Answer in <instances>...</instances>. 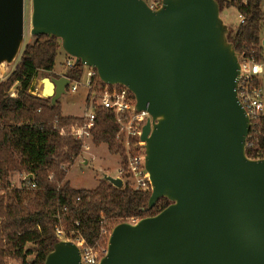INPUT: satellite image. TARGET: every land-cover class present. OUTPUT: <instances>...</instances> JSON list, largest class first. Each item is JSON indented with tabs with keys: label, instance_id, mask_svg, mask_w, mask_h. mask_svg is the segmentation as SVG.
<instances>
[{
	"label": "water",
	"instance_id": "water-1",
	"mask_svg": "<svg viewBox=\"0 0 264 264\" xmlns=\"http://www.w3.org/2000/svg\"><path fill=\"white\" fill-rule=\"evenodd\" d=\"M228 33L216 0H163L158 10L143 0H31L32 37L59 39L67 56L126 87L150 116L140 135L146 211L161 198L169 204L115 225L100 264H264V160L246 156L250 120ZM23 39L24 0H0V64L13 63ZM41 81L52 103L69 84ZM43 264H81L79 250L58 241Z\"/></svg>",
	"mask_w": 264,
	"mask_h": 264
},
{
	"label": "trees",
	"instance_id": "trees-1",
	"mask_svg": "<svg viewBox=\"0 0 264 264\" xmlns=\"http://www.w3.org/2000/svg\"><path fill=\"white\" fill-rule=\"evenodd\" d=\"M216 1L220 13L232 7L243 18L227 36L236 55L259 62L264 24L261 0ZM59 41L46 35L33 37L7 79L0 82V264L10 259L25 264L32 255L29 264H43L59 241L54 235L57 225L66 231H79L93 243L102 219L114 226L133 217L154 216L169 204L161 198L146 211L151 190L132 189L125 172L126 181L119 188L102 180L92 190L74 189L64 181L68 166L82 148L81 142L69 136L68 128L82 120L64 117L58 101L33 96L30 89L39 71H53ZM82 69L80 63H75L65 75L76 78ZM14 83L19 87L17 97L10 98L8 90ZM95 115L92 143L104 144L109 153L122 156L113 112L97 107ZM251 135L253 148L246 150L248 156L257 149L264 150V115L251 121L246 144ZM14 173L31 175L32 179L23 181L21 188H11ZM33 182L35 187L31 188Z\"/></svg>",
	"mask_w": 264,
	"mask_h": 264
},
{
	"label": "built area",
	"instance_id": "built-area-1",
	"mask_svg": "<svg viewBox=\"0 0 264 264\" xmlns=\"http://www.w3.org/2000/svg\"><path fill=\"white\" fill-rule=\"evenodd\" d=\"M146 5L152 10H158L163 3V0H143ZM239 23L243 22V18L238 14ZM239 78L237 83V99L250 120H257L262 116V89L258 82V77L261 73V66L253 58H239ZM75 59L67 56L63 64L65 69L64 74L60 77L68 79L69 84L67 91L76 92L79 88H84L87 91L86 107L83 115L80 117L81 124H74L68 128V134L74 140L83 143L92 138V130L95 124V110L97 107L110 110L114 114L115 122L118 126L117 140L119 141L125 160V168H118V177L123 176V172L128 175L132 189L148 191L151 190L148 174L144 168V142L140 140L142 128L150 119L149 114L143 111L136 110V101L133 94L124 86L106 85L102 83L95 69L83 66L81 73L73 79L68 78L65 74L74 64ZM8 65L0 64V82L5 81L10 71L7 70ZM14 83L8 90L10 98L17 97V89ZM147 107V105H146ZM60 135L64 134L61 130ZM249 136V134H248ZM247 136V138H248ZM252 135L250 141L246 144L245 152L253 148ZM247 140V139H246ZM253 160H264V150L257 149L248 156ZM51 175L49 176V178ZM32 179V176H23V181ZM121 179V178H120ZM122 183H123V179ZM112 185V184H111ZM113 186V185H112ZM13 188V186H10ZM31 188L35 187L34 182L30 184ZM140 218L133 217L124 222L136 224ZM76 225H78L76 223ZM113 225L106 222L105 219L100 221V229L93 243H89L81 235L79 231H66L62 226L57 225L54 228V235L59 241L72 242L79 250L81 264H100L101 259L106 255L108 247V239ZM31 260H27L25 264H29ZM18 264V263H14ZM21 264V263H20Z\"/></svg>",
	"mask_w": 264,
	"mask_h": 264
},
{
	"label": "rangeland",
	"instance_id": "rangeland-1",
	"mask_svg": "<svg viewBox=\"0 0 264 264\" xmlns=\"http://www.w3.org/2000/svg\"><path fill=\"white\" fill-rule=\"evenodd\" d=\"M261 7L264 13V0H261ZM30 14H31V0H24V39L22 43V48L20 54L17 58L8 65L6 68L8 71L12 72L14 66L19 61V58L22 54L24 47L33 41V37L30 35ZM220 17L224 21L228 28H235L239 22L237 13L232 8H224L220 13ZM231 25V26H229ZM264 33V24L262 27V34ZM60 47L58 48V53L55 58V66L51 73H46L39 71L31 81L30 89L32 90L31 94L36 97H41L42 90V79L43 78H59L64 74L65 69L63 64L67 55L61 48V43L59 41ZM261 66V74L259 79L261 81L262 89V114L264 115V47L261 51V59L258 62ZM18 89V84L15 86ZM18 93V90H17ZM86 95L87 91L84 88H79L76 92L67 91L62 94L58 100L61 105V112L64 117H76L80 118L86 107ZM43 98V97H41ZM125 167V160L123 155L111 154L108 152L106 145L101 144L95 146L92 143V138L86 140L82 143V148L79 156L75 159L74 163L68 166V171L66 173L65 182H68L69 185L74 189H83V190H92L94 189L98 182L105 180L108 177L117 178L118 177V168ZM23 173H14L11 178V185L13 188H21L23 185ZM123 179V183L126 181L122 175L120 176ZM24 186V185H23ZM3 194L0 191V195ZM115 226V225H114ZM113 226V227H114ZM112 227V228H113ZM28 261L33 259L32 256L26 258ZM20 264L19 260H8L7 264Z\"/></svg>",
	"mask_w": 264,
	"mask_h": 264
},
{
	"label": "crops",
	"instance_id": "crops-1",
	"mask_svg": "<svg viewBox=\"0 0 264 264\" xmlns=\"http://www.w3.org/2000/svg\"><path fill=\"white\" fill-rule=\"evenodd\" d=\"M232 8V7H231ZM232 9H234V8H232ZM235 10V9H234ZM235 12H236V10H235ZM237 13V12H236ZM237 17H238V13H237ZM238 24H239V22H238ZM237 24V25H238ZM264 39V33L262 34V36H261V41ZM262 48H263V46H262ZM261 70H262V68H261ZM261 74V73H260ZM258 82H259V84L261 85V81H260V79H259V77H258Z\"/></svg>",
	"mask_w": 264,
	"mask_h": 264
}]
</instances>
